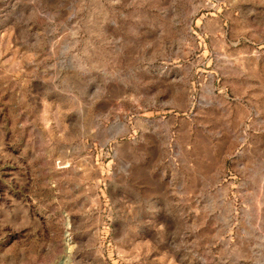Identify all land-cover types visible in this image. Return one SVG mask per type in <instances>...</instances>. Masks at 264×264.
<instances>
[{
    "label": "rangeland",
    "instance_id": "rangeland-1",
    "mask_svg": "<svg viewBox=\"0 0 264 264\" xmlns=\"http://www.w3.org/2000/svg\"><path fill=\"white\" fill-rule=\"evenodd\" d=\"M0 264H264V0H0Z\"/></svg>",
    "mask_w": 264,
    "mask_h": 264
}]
</instances>
